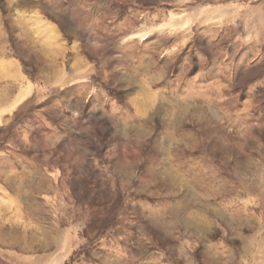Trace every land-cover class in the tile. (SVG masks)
<instances>
[{"label":"rangeland","instance_id":"374dc122","mask_svg":"<svg viewBox=\"0 0 264 264\" xmlns=\"http://www.w3.org/2000/svg\"><path fill=\"white\" fill-rule=\"evenodd\" d=\"M0 264H264V0H0Z\"/></svg>","mask_w":264,"mask_h":264}]
</instances>
